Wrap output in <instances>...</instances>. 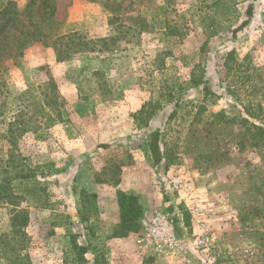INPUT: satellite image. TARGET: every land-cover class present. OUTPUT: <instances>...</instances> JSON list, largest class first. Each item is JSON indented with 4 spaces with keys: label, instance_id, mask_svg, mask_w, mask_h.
I'll return each instance as SVG.
<instances>
[{
    "label": "rangeland",
    "instance_id": "374dc122",
    "mask_svg": "<svg viewBox=\"0 0 264 264\" xmlns=\"http://www.w3.org/2000/svg\"><path fill=\"white\" fill-rule=\"evenodd\" d=\"M30 1L0 0V10L9 5L20 13L0 36V160H7L11 148L5 137L10 125L25 112L27 132L18 150L50 172L39 180L48 187L51 206L30 211L33 264H63L71 236L90 247L87 259L94 264H264V149L252 146L240 121L246 117L244 104L264 111V0H52L55 17L38 22L44 27L42 41L22 33L32 32L33 17L40 18L36 7L25 12ZM218 1L221 13L209 24L225 28L234 9L245 20L252 4L249 25L235 36L224 29L207 37L201 18L214 14L211 6ZM168 23L184 36H167ZM74 32L96 51L58 62L53 42ZM23 41L27 45L15 51ZM231 52L249 67L250 82L236 86L227 77L224 64ZM86 68L106 74L112 99L91 95ZM201 77L210 88L206 98L204 86L192 83ZM169 89L175 92L172 102L160 97ZM24 93L33 98L24 102ZM152 100H160L163 109L142 127L133 116ZM174 111L167 140L178 144V159L165 169L154 165L148 142L152 132L165 130ZM222 112L237 119L232 129L217 130ZM135 163L133 188L153 205L163 202L141 221L182 208L178 233L187 247L184 254L141 256L135 239L141 221L138 232L112 238L119 224L111 232L112 217L100 216L88 185L99 180L116 187L112 180ZM174 175H183L200 192L205 226L185 211L184 194L169 191ZM10 210L0 206V234ZM202 236L208 242L200 245Z\"/></svg>",
    "mask_w": 264,
    "mask_h": 264
},
{
    "label": "trees",
    "instance_id": "16d2710c",
    "mask_svg": "<svg viewBox=\"0 0 264 264\" xmlns=\"http://www.w3.org/2000/svg\"><path fill=\"white\" fill-rule=\"evenodd\" d=\"M222 1L215 2L211 8H214V14H209L201 18V25L204 34L209 38H214L224 29L229 30L235 36L239 31L247 27L254 14V6L251 4L246 10V19L240 20L241 17L237 9L233 10V16L229 21L228 26L220 28L218 23L215 25L209 24L218 19L221 13ZM37 8V14L40 18L33 17L34 29L32 32H22L24 35L34 38L37 41H42L44 27L40 24L50 20L56 15V8L52 0H31L25 12L33 11ZM15 10H11L9 5L0 10V36H3L9 27L14 26V20L19 16ZM40 19V20H39ZM166 35L171 38H181L184 36L182 30L177 26H172L169 23L166 25ZM36 41V40H35ZM27 45L23 41L18 44L15 51H20ZM54 51L58 62H65L75 54L95 52V48L91 47V42L78 33H69L58 36L53 42ZM247 64L240 63L233 52L230 53L224 68L228 78H232L236 86L250 82L251 76ZM86 82L90 86L91 95H95L103 100L112 99L114 97L113 87L109 83L106 74L99 69L86 68ZM192 83L199 86H204L205 98L210 91L204 78L193 79ZM160 97H165V100L172 102L175 100V92L171 89L166 92H161ZM33 96L24 93L22 99L24 102H29ZM178 104H176L177 108ZM196 106H194L195 108ZM246 117H242L240 121L244 127H247L250 133V142L253 147L264 149V111L253 106L252 103L244 104L243 106ZM163 109L160 100H152L146 102L141 109L134 114L135 121L142 127H148L159 111ZM59 120H61V112L55 110ZM25 112L17 115L14 124L10 125L9 135L5 136L11 144L8 151V158L5 161L0 160V206H10V218L7 228L0 234V264H33L32 258L28 253L31 245V237L28 234V228L31 222V208L47 210L51 206L49 200V191L47 185L43 183V179L50 175L46 166L39 164H30L29 160L22 155L18 150V142L26 130V121L23 120ZM176 116V111L168 120L164 131L156 130L149 136L148 147L155 166L163 165L168 169L175 164L178 159V144L167 140V130L170 120ZM218 131L224 128L232 129V125L236 124L237 119L221 113L219 116ZM256 120V122L252 120ZM15 124L17 127L14 128ZM51 166H47L50 169ZM117 174L121 175V170H117ZM22 180L24 185L18 182ZM115 186L121 182L120 178L112 180ZM103 183V181H96ZM22 185V186H21ZM21 186V187H20ZM117 200L120 213V223L115 229L112 238H127L131 233L140 230V221L144 215L142 205L138 196L127 194L122 191L117 192ZM97 197L96 194H92ZM71 248L66 254L63 264H88L87 254L90 252V247L80 245L74 236H71ZM96 264L97 261H96Z\"/></svg>",
    "mask_w": 264,
    "mask_h": 264
},
{
    "label": "built area",
    "instance_id": "2783aa9c",
    "mask_svg": "<svg viewBox=\"0 0 264 264\" xmlns=\"http://www.w3.org/2000/svg\"><path fill=\"white\" fill-rule=\"evenodd\" d=\"M169 191L184 194L187 198L185 211L193 216L198 225L203 223L204 209L202 207V196L193 182L183 175H174L169 181ZM182 208L175 207L174 211L165 209L157 212L151 217L141 221V231L136 235L138 252L142 255L147 253L152 256L175 257L187 251L185 242L178 233V220L182 217ZM208 242L206 236H202L199 244Z\"/></svg>",
    "mask_w": 264,
    "mask_h": 264
},
{
    "label": "crops",
    "instance_id": "0c3cea01",
    "mask_svg": "<svg viewBox=\"0 0 264 264\" xmlns=\"http://www.w3.org/2000/svg\"><path fill=\"white\" fill-rule=\"evenodd\" d=\"M139 163H135L132 166L124 167L122 169V175H121V182L118 186L113 187L110 185H104L97 182H90V185H88V191L90 193H94L97 195L98 198V209L100 211V216L102 219H109V216L112 217L114 220V223H112V226L110 227L111 232L114 231L115 227L118 226L120 223V213H119V206H118V200H117V192L122 191L127 194H134L139 197L140 204L142 205L144 214L149 215L150 213L154 212L158 208L163 206V202L156 203L153 205L151 200H146L144 197V194L141 193L139 190H135L133 188L132 176L134 173H136L137 165ZM163 166V165H162ZM164 167V166H163ZM135 179V178H134ZM108 201H110V205H108ZM109 227H107L106 230H108ZM125 240V239H124ZM122 239H113V243L124 241ZM88 264H94V262H89Z\"/></svg>",
    "mask_w": 264,
    "mask_h": 264
}]
</instances>
